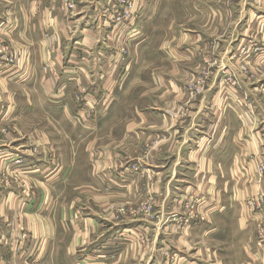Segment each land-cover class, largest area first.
<instances>
[{
    "label": "crops",
    "instance_id": "1",
    "mask_svg": "<svg viewBox=\"0 0 264 264\" xmlns=\"http://www.w3.org/2000/svg\"><path fill=\"white\" fill-rule=\"evenodd\" d=\"M138 1L0 0V264H264V4Z\"/></svg>",
    "mask_w": 264,
    "mask_h": 264
},
{
    "label": "rangeland",
    "instance_id": "2",
    "mask_svg": "<svg viewBox=\"0 0 264 264\" xmlns=\"http://www.w3.org/2000/svg\"><path fill=\"white\" fill-rule=\"evenodd\" d=\"M188 3V4H187ZM261 3H263L264 4V1L262 2L261 0H259V4H261ZM181 4V5H180ZM216 4H217V0H193V11L194 12H201V11H207L206 9H204L205 7H207L208 5H210V6H213V5H215V7H216ZM186 5H187V7H188V10L187 11H189L190 10V7H189V0H178V8L176 7V9H177V12H178V15L180 16V18H185V16H181V14H180V6H182V8H183V11H186ZM170 6L171 5H167V8H168V10L167 11H169V8H170ZM173 7H175V5H172ZM255 6V5H254ZM142 7H143V3H139V1L137 0L136 2H135V7L133 8V12H134V14H140V12H141V10H142ZM259 11H264V9L263 10H260L259 9ZM170 12V11H169ZM254 17H256V14H254ZM254 17H252V23H251V27L254 29V28H257V26H258V29L259 28H261V27H264V24H260V23H258L257 21H259V19H258V17L255 19ZM183 22H185L184 20H183ZM127 24V22H125V25ZM136 29H138L137 28V25H136ZM260 30V29H259ZM130 52H128L126 49H125V60L126 59H139L140 58V56H141V58L143 57V53H140V52H138V54H136V51L134 52V51H132L131 49L129 50ZM253 52V51H252ZM242 53H244V51H242ZM254 53V52H253ZM258 53H260V52H258ZM255 54H257L256 52H255ZM207 56V57H206ZM203 61H202V63H203V67L199 70V72L198 73H196L193 77H192V79L186 84V90H187V92H188V95L192 98V99H194V98H197V97H199V96H201L203 93H204V91H205V88H206V85H207V81H208V76L210 75V73H209V71H208V69H207V64L208 65H210L213 61H215V57L213 56V53L212 52H209V53H206L205 54V57L202 59ZM127 70H131L130 68L128 69V68H125V71H127ZM134 70H138V68H134ZM245 70L248 72V74H247V78H248V80H251V79H253L254 77L255 78H257L256 76H257V74H256V76L254 75V73L253 72H249V69H246V68H243V71L245 72ZM256 72H257V70H255ZM258 75H259V73H258ZM226 83H228V84H230L231 86H236L237 84H236V80H235V78H231L230 80L229 79H226ZM235 83V85H233ZM140 91L141 90H143V86H141L140 87V89H139ZM139 92V91H138ZM223 93V92H222ZM225 93H227V92H224L223 94H225ZM261 93H262V95H264V85H262L261 86ZM222 95V94H221ZM220 95V97H222ZM133 96V95H132ZM126 102V101H125ZM132 103L134 102V100H133V97H132V101H131ZM138 102V100L136 99V101H135V103H137ZM179 110H180V108H179ZM180 112H181V110H180ZM217 118H220V116H217ZM216 118V119H217ZM217 122H215V124H216ZM56 135V136H55ZM51 139L53 140V139H55V140H59L60 138L57 136V134L56 133H51ZM264 167V165L263 164H259L258 165V167H257V172L259 173V171H258V169L260 168V167ZM260 175H263L264 173H259ZM82 182H85L84 180H82L81 182H79V181H75V183L76 184H80V183H82ZM73 184H74V182L73 181H71L70 182V184H67V189L68 190H72V188H73ZM77 194V192H71L70 194H71V196H72V194ZM75 194V195H76ZM152 202V201H151ZM139 210L140 211H142V212H144V213H148L150 210H151V205L150 204H143L140 208H139ZM188 210H189V213H191V211H193L194 210V208H193V210L188 206ZM120 213H121V210L119 211ZM119 213V214H120ZM149 215H152V212H150L149 213ZM119 216H115V219L116 220H119ZM21 221H23V218H21ZM23 226L21 225L20 226V229H22L23 230Z\"/></svg>",
    "mask_w": 264,
    "mask_h": 264
},
{
    "label": "built area",
    "instance_id": "3",
    "mask_svg": "<svg viewBox=\"0 0 264 264\" xmlns=\"http://www.w3.org/2000/svg\"><path fill=\"white\" fill-rule=\"evenodd\" d=\"M76 1L77 0H63V9L67 11H73L76 6ZM136 1L137 0H114V5L110 14V22L114 26L118 27L122 26L124 22L129 24L130 20L135 18L133 8L135 7ZM124 53L125 51H122V54ZM7 62L11 65H15L17 62V55L14 52L9 53ZM233 85H235V83ZM258 171L261 174L264 173V167H260ZM189 207L193 210L194 205L192 201L189 204Z\"/></svg>",
    "mask_w": 264,
    "mask_h": 264
}]
</instances>
